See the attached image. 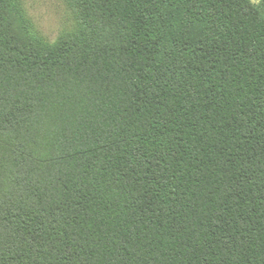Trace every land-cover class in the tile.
I'll list each match as a JSON object with an SVG mask.
<instances>
[{
  "label": "trees",
  "instance_id": "16d2710c",
  "mask_svg": "<svg viewBox=\"0 0 264 264\" xmlns=\"http://www.w3.org/2000/svg\"><path fill=\"white\" fill-rule=\"evenodd\" d=\"M72 1L0 0V264H264V1Z\"/></svg>",
  "mask_w": 264,
  "mask_h": 264
},
{
  "label": "rangeland",
  "instance_id": "374dc122",
  "mask_svg": "<svg viewBox=\"0 0 264 264\" xmlns=\"http://www.w3.org/2000/svg\"><path fill=\"white\" fill-rule=\"evenodd\" d=\"M264 0H252L261 5ZM28 15L32 33L48 44L79 29L81 24L78 10L72 0H19Z\"/></svg>",
  "mask_w": 264,
  "mask_h": 264
}]
</instances>
